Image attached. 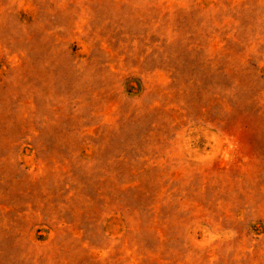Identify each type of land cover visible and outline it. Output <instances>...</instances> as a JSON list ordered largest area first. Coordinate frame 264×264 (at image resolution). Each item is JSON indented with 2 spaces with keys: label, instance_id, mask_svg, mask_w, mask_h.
I'll return each mask as SVG.
<instances>
[{
  "label": "rangeland",
  "instance_id": "374dc122",
  "mask_svg": "<svg viewBox=\"0 0 264 264\" xmlns=\"http://www.w3.org/2000/svg\"><path fill=\"white\" fill-rule=\"evenodd\" d=\"M0 264H264V0H0Z\"/></svg>",
  "mask_w": 264,
  "mask_h": 264
}]
</instances>
